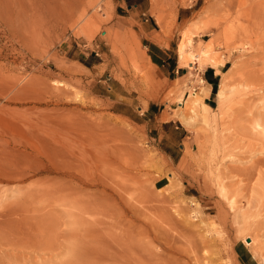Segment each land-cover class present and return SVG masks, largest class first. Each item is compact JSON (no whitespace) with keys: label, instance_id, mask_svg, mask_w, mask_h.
Wrapping results in <instances>:
<instances>
[{"label":"rangeland","instance_id":"rangeland-1","mask_svg":"<svg viewBox=\"0 0 264 264\" xmlns=\"http://www.w3.org/2000/svg\"><path fill=\"white\" fill-rule=\"evenodd\" d=\"M124 8L0 0V264H259L247 244H264V189L248 204L264 188V0ZM187 39L237 68L224 104L221 73L202 98L205 120L185 106L213 66H184ZM222 156L232 183L216 176Z\"/></svg>","mask_w":264,"mask_h":264},{"label":"bare ground","instance_id":"bare-ground-1","mask_svg":"<svg viewBox=\"0 0 264 264\" xmlns=\"http://www.w3.org/2000/svg\"><path fill=\"white\" fill-rule=\"evenodd\" d=\"M84 24H82L83 27H82L81 30H85V29L87 30L89 28L88 23L85 22ZM91 24H93V23H91ZM251 27L253 28V25ZM254 27H256V26L254 25ZM90 29H88V30H90ZM229 34L230 33H228L226 29H224V31L222 32L221 35L223 36L225 41H228L230 39V37H229L230 35ZM178 57H179L178 59H180L182 63H185L184 66L185 65L189 66L190 62H192L194 64L199 63V65H204L205 62L209 61L211 63V65L217 69L218 72L220 71V67L223 66V62H220L219 59L216 57V54L214 53V48H213V44L212 43H207L206 46H204V47H202V48H200L198 50H195L194 47H193V40L192 39H187L186 41H184L179 46V48H178ZM191 65L189 67H191ZM236 69H237L236 65H234L231 68H228L227 71L222 73V81L220 83L219 89H218L217 94H216V96L218 98V101L221 104L222 103L224 104V102H226L230 98L229 95L232 93V90L230 88V79L234 75ZM199 82L200 83H204L203 79H200ZM205 96H207V93L204 90V87L200 90V92L198 94L195 93V90H194V92L190 93V98L188 99V102L186 103V106H185L186 109L185 110H186V112H188L191 115V117H193V118L202 117V119H204V120L208 119L207 118L208 114H206V113H208V111L211 108L208 105H206V104H204L202 102V98H204ZM221 104H219L220 108L222 107ZM200 108H201V111H205L206 113L203 112L205 114L202 113V115H201ZM221 110H222V108H221ZM222 115H224V111H223ZM262 122H263L262 120H257L256 119L255 122H253L254 125H253V123H252V125H253V128L256 131L264 134V124ZM213 137H215V136H213ZM217 138H211L210 137V139H217ZM224 141L226 143V140H224ZM225 143H223V144H225ZM225 146H227V145H225ZM225 150H229V148H227ZM223 158H225V157L222 156L221 159L223 160ZM222 160H221V162L217 163L218 167H216V169H215L216 170V176H217L218 179H220L222 181V183L225 180V183L228 184L229 179H230V182L232 183L233 180L229 176L230 173H229V170L227 169L228 166L224 165V164H226L225 159L223 161ZM225 183H224V185H222V190H223L224 193L227 194V192H228L227 188H228L229 185H231V183H229L228 186ZM232 185H234V183ZM232 185H231V189L233 188ZM257 186H255V187H253L251 189V194L249 195V198H248V204L249 205H250V203L257 205L258 204L257 202H259L261 200L260 198H262V195H263L262 189H264V188H262L261 186H263V185L261 183H258ZM230 192H232V190ZM261 193H262V195H261ZM233 195H234V192H233ZM258 223L261 224V225H259L260 227H263L262 225H263L264 222L263 223L262 222H258ZM260 227H258V228L255 227L254 230L252 231V233L254 231H255L254 233H256V234L260 233L259 231L264 228L263 227L262 229H260ZM257 241H259V240L257 239ZM251 244H254V247H255L253 249V252H252L253 254L252 255L254 257L255 256L258 257L259 264H264V244H261V246H259V247L257 246V248H256V241H249V243L247 245H251Z\"/></svg>","mask_w":264,"mask_h":264},{"label":"crops","instance_id":"crops-1","mask_svg":"<svg viewBox=\"0 0 264 264\" xmlns=\"http://www.w3.org/2000/svg\"><path fill=\"white\" fill-rule=\"evenodd\" d=\"M113 4V13L117 16H122L118 11L119 10H126L124 7L126 5V0H111ZM150 59L153 60L154 63L158 64L161 63V67L165 70L167 75H172V78H182L187 77L189 78L192 73L188 69H183L184 67H181L178 65L177 60L169 59L168 61H165V59L159 57L157 54L152 53V55H149ZM161 59V61L159 59ZM169 58V56H168ZM212 66V65H211ZM214 67H209V69L204 68L202 71H199L198 75L201 79L204 81V90L207 93V96L205 99L209 98V96L212 94V88L213 84H218L220 80V73L222 77V71L219 72L216 71ZM190 74V75H189ZM207 104V103H206Z\"/></svg>","mask_w":264,"mask_h":264},{"label":"trees","instance_id":"trees-1","mask_svg":"<svg viewBox=\"0 0 264 264\" xmlns=\"http://www.w3.org/2000/svg\"><path fill=\"white\" fill-rule=\"evenodd\" d=\"M214 89H215V87H214Z\"/></svg>","mask_w":264,"mask_h":264}]
</instances>
